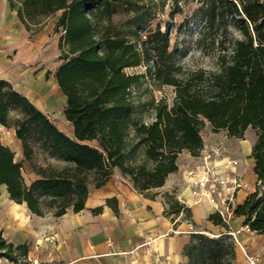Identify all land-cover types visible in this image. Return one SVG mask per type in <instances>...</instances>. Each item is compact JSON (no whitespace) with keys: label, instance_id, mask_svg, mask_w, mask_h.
I'll list each match as a JSON object with an SVG mask.
<instances>
[{"label":"trees","instance_id":"trees-1","mask_svg":"<svg viewBox=\"0 0 264 264\" xmlns=\"http://www.w3.org/2000/svg\"><path fill=\"white\" fill-rule=\"evenodd\" d=\"M118 2L8 0L11 8L18 4L16 16L28 31L40 30L45 19L59 13L53 31L60 34L62 63L55 79L65 98L63 115L72 137L0 80V125L14 130L24 161L37 176L26 185L22 164L0 141V185L10 200L24 203L32 214L60 217L69 210L80 212L89 188L102 187L114 170L140 193L163 186L177 170L178 154L198 156L206 126L236 139L250 128L256 135L252 171L263 188L249 194L234 214L244 217L249 231L264 237V0H204L201 29L222 53L219 67L184 76L168 51L167 30L157 25L141 40L138 31L150 13L126 6L130 17L124 30L113 22L120 12ZM218 34L221 38L215 39ZM143 63L158 85L171 86L175 93L170 108L162 101L151 104L149 123L137 116L138 106L130 96L142 76L124 72ZM38 156L44 164L37 162ZM168 203L171 213L190 218L189 209L170 197ZM209 220L226 227L219 216ZM27 251L26 244L13 246L0 231V259L17 264ZM183 253L186 264H232L235 244L228 233L210 237L195 231Z\"/></svg>","mask_w":264,"mask_h":264},{"label":"crops","instance_id":"crops-1","mask_svg":"<svg viewBox=\"0 0 264 264\" xmlns=\"http://www.w3.org/2000/svg\"><path fill=\"white\" fill-rule=\"evenodd\" d=\"M17 8L18 4L11 8L8 0H0V80L11 84L52 123L54 113L59 110L66 131L53 124L68 136L72 126L64 118L65 98L55 79L62 63L56 51L58 39L49 37L45 28L36 32L26 30L16 16ZM54 57L58 60L54 61ZM220 138L226 157L239 161L238 170L246 180H256L252 171L254 161L250 158L254 141L228 138L225 131H219L203 138V146L211 147ZM0 141L27 172L25 184L37 179L24 161L14 130L0 125ZM241 147L244 158L250 162L251 176L241 167ZM176 166L177 170L168 175L163 186L142 193L133 188L128 177L114 170L102 187L89 188L80 212L69 210L60 217L51 213L43 217L32 214L24 203L10 200L5 186L0 185L2 237L13 246L27 245L22 261L26 264H186L183 251L193 232L210 237L233 233L236 245L232 264H247V255L257 256L258 264H264V237L249 231L244 217L234 214L224 223L226 227L214 225L209 217L216 215L215 211L193 204L189 182L201 168L198 156L182 151L176 158ZM248 195L238 192L235 207ZM168 197L189 209L190 218L183 212L171 213ZM96 209L100 211L94 213ZM0 264L13 263L0 259Z\"/></svg>","mask_w":264,"mask_h":264},{"label":"rangeland","instance_id":"rangeland-1","mask_svg":"<svg viewBox=\"0 0 264 264\" xmlns=\"http://www.w3.org/2000/svg\"><path fill=\"white\" fill-rule=\"evenodd\" d=\"M203 2L204 0H119L120 12L113 17V22L122 26L124 30L126 29L124 23L130 17V14L124 11L126 6L136 8L139 10L140 14L150 13V17L147 18L144 25H142L138 31L141 40H144L146 34H148V30H153L158 25L161 31L167 30L168 32V51L173 53L175 63L180 68V72L183 76L190 71L199 69L216 71L219 67L218 56L222 53L217 48L216 44H211L209 34L201 29V9L204 7ZM58 15L59 13L45 19L40 27V29L45 28L48 30L49 37L52 36L55 40L59 39L60 36L59 33L54 34L53 31V25ZM202 34L205 35V37H202ZM218 38H221L219 34L215 35V39ZM130 39L134 42L136 38L130 37ZM136 45L140 47V41L137 42ZM56 51H58L60 56L61 51L59 48H56ZM58 58L55 59L54 57L53 60H58ZM124 72L129 75L142 76L139 85L130 90L131 100L138 106L137 116H139L141 120L146 123L152 121L153 113L151 104L162 101L167 108L171 107L175 97L174 88L168 85H158L152 76V69L145 63L137 67L126 68ZM52 121L57 127L66 131L65 123L61 119L59 110L54 113ZM212 133L213 132H211L208 126L202 130L204 139L211 136ZM68 136L72 137V133L68 134ZM221 138L212 142L214 144L213 146L222 145L223 141ZM255 139V131L249 128L240 140L251 143L255 141ZM239 150H241V154H243L240 156L241 167L251 176L250 162H247L244 158V147H241ZM37 162L39 164H44L41 156L37 157ZM21 174L24 181H27L29 178L27 172L23 169L21 170ZM233 242L236 245L234 238Z\"/></svg>","mask_w":264,"mask_h":264},{"label":"built area","instance_id":"built-area-1","mask_svg":"<svg viewBox=\"0 0 264 264\" xmlns=\"http://www.w3.org/2000/svg\"><path fill=\"white\" fill-rule=\"evenodd\" d=\"M225 148L203 146L198 154L201 168L189 182L193 204L212 208L223 223L234 215L235 198L240 191L249 194L263 188L259 181L250 182L238 170L239 161L226 157ZM233 236V233L230 234ZM247 264H258L257 256H246ZM17 264H26L20 262Z\"/></svg>","mask_w":264,"mask_h":264}]
</instances>
